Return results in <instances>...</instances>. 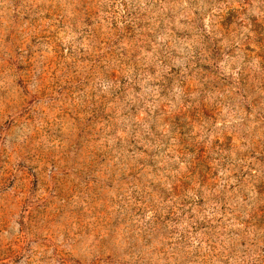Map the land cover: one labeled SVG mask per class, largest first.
Wrapping results in <instances>:
<instances>
[{"label":"rangeland","instance_id":"374dc122","mask_svg":"<svg viewBox=\"0 0 264 264\" xmlns=\"http://www.w3.org/2000/svg\"><path fill=\"white\" fill-rule=\"evenodd\" d=\"M0 264H264V0H0Z\"/></svg>","mask_w":264,"mask_h":264}]
</instances>
